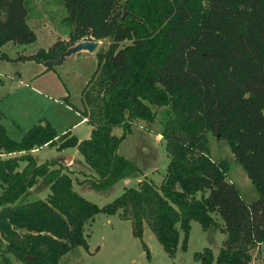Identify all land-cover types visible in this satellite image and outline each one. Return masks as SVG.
I'll list each match as a JSON object with an SVG mask.
<instances>
[{
	"label": "trees",
	"instance_id": "1",
	"mask_svg": "<svg viewBox=\"0 0 264 264\" xmlns=\"http://www.w3.org/2000/svg\"><path fill=\"white\" fill-rule=\"evenodd\" d=\"M55 1L63 5L67 37L19 56H0L49 69L80 38L110 41L97 47L94 72L82 88L79 112L91 126L87 137L57 133L45 118L14 139L0 122L2 252L22 264H60L68 251L86 247L85 226L96 214L117 213L130 220V232L143 247L146 223L169 256L180 232L185 247L191 221L202 229L213 225L224 238L216 256L207 247L195 251L198 264H247L250 248L264 241V0ZM32 5L0 0V47L36 38L27 22ZM124 40L129 43L119 45ZM61 100L67 102L66 96ZM149 104L169 106L159 131L168 160L160 182L141 177L101 207L73 188L65 164L53 158L36 162L30 152L46 143L57 149L73 145L93 170L90 185L106 188L137 170L117 148L132 120H154ZM114 126L121 133L114 134ZM209 131L228 140L257 199L246 203L225 175L226 162L211 158ZM37 176L48 182L45 198L15 204ZM3 262L12 264L8 256Z\"/></svg>",
	"mask_w": 264,
	"mask_h": 264
},
{
	"label": "rangeland",
	"instance_id": "2",
	"mask_svg": "<svg viewBox=\"0 0 264 264\" xmlns=\"http://www.w3.org/2000/svg\"><path fill=\"white\" fill-rule=\"evenodd\" d=\"M32 1L33 5L27 17V22L33 29L36 38L25 44H15L12 41H7V43L2 45V50L6 56H13L17 53L30 52L40 47H46L51 43L55 35L58 36L57 38H61L59 35L68 27L67 22L61 18L64 14L62 4H58L55 0ZM84 38L85 37L80 39ZM109 41L107 37L97 39V46H95L93 50H96L98 46L105 47ZM125 43H129V41H121L119 45ZM18 60L19 59L13 60L11 58H1L0 60L1 70L5 73H9L8 76L5 73H1L2 81L8 83V87L13 86L15 79L13 77V72L15 74L16 72L21 73V76H24L21 79L26 81V74L32 69V64L28 63L26 59ZM60 63L61 64H56L54 68L56 72H58L67 90V102L65 104L70 106V104L73 103L81 108V88L85 80L92 73L95 65V55L87 51L79 52V54L71 53L62 58ZM1 70L0 72H2ZM28 93L29 91L27 89H13L7 98L0 101V109L3 110L5 114L11 112L20 118L19 112L14 107V101L20 100L22 96ZM149 106H151V109L155 110L154 120L150 122L142 119L132 120L130 129L124 133L117 148L118 153H121L138 166L137 170L123 177H119L117 181L106 188L97 190L90 185L88 180L90 178L88 177L94 176L93 170L81 159L80 154L73 145H67L62 149H57L54 144L46 143L45 146L40 147L32 155L36 161L39 162L46 158H53L59 160V163L62 164L64 153L69 155V158L71 157L70 155H72L74 158L73 168L70 170L68 166L65 165V169L63 170L69 172L72 186L79 192L80 196L90 200L98 207H101L103 204L113 200L119 195L122 186L135 185L141 177L157 184L160 182V177L164 173L168 161L165 142L159 131L163 126L166 109L169 106L155 104H149ZM59 112H61V109L55 108L51 116L53 118L55 115L59 116L57 114ZM3 118L8 134L16 138L19 134V128L16 127L14 122L10 123L4 116ZM71 126L76 137L82 136L88 128L86 122ZM121 131V126H114L112 129V132L116 135L121 133ZM205 135L208 141L211 158L215 160H224L226 162L225 175L235 183L242 199L246 203L257 199L258 194L252 186L249 177L245 174L240 162L234 158L228 140L217 138L210 131L206 132ZM67 162H69L68 157L65 163ZM23 163L24 161H19V167H21ZM34 182L33 185L17 197L15 204H21L35 199L42 200L45 198L49 191L48 182H45L39 176L35 178ZM125 214L127 215L128 212H125ZM214 218L218 220V216H215V214ZM118 219L120 221H118ZM84 232L88 236L86 247H76L68 251L67 254L61 258L60 264H198V260L193 257L194 252L201 251L203 247H207L211 250L213 256H216L221 241L224 238V234L219 231L217 227L211 225L206 229H202L198 222L193 220L189 224L185 247L181 248L182 233L180 232L174 250L175 252L172 256H169L162 250L146 223L142 225V240L145 244V247H143L140 241L131 234L130 222L126 219L119 218L117 213L112 215H104L103 213L96 214L93 221L85 226ZM3 246L4 243L0 239V264H4V256H8L12 264H22V262L16 260L12 255L4 254L2 252ZM249 254L250 257L247 264H264V241L251 247Z\"/></svg>",
	"mask_w": 264,
	"mask_h": 264
},
{
	"label": "crops",
	"instance_id": "3",
	"mask_svg": "<svg viewBox=\"0 0 264 264\" xmlns=\"http://www.w3.org/2000/svg\"><path fill=\"white\" fill-rule=\"evenodd\" d=\"M59 36H61L62 38L67 37L65 31L62 32ZM57 37L58 36L55 35V37L52 41H54ZM96 42H97V40H96ZM96 46H97V44H96ZM82 51H87V52L95 55V65L93 68V70H94L95 66H96V53H95L96 50H86L85 48H80L77 51H73V52H70L68 54H64V56L62 58L70 55L71 53L72 54L73 53L79 54V52H82ZM0 52H4L2 50V46L0 47ZM16 52H17V50H16ZM30 52H32V51H30ZM25 53H29V52H25ZM25 53H17L15 55L9 56V57H15V56H19L20 54H25ZM1 58H4V57L0 56V60H1ZM20 60L21 59H19L18 61H20ZM26 61L28 63L32 64L31 65L32 69L29 72H27V74H26V76H27L26 81L24 79H21L24 77V76H21V73L16 72V74H15L13 72V75H14L13 77L15 79L13 82V86H11V87H8L7 86L8 83H5L4 81H2L3 79L1 77V75H2L1 73H5V72L2 71L0 68V70L2 71V72H0V101L7 98L8 95L11 93V91L15 88L16 89L21 88L22 90L27 89L29 91L28 94H26L24 96L21 95L22 97L20 100L14 101V107L19 112L20 118L11 112L5 114L3 112V110L0 109V122L3 124L4 128L6 129L7 135L10 136L8 134V131L6 128V124L3 122V119H4L3 116L5 117V119L8 122L9 121H10V123L14 122L16 127L19 128V132H18L19 134H18V136H16V138L10 136L14 139H19L23 133V130L27 129L28 126H30L31 124H33L35 122H38L41 119H45V118L50 121L52 126L56 129L57 133H63L64 131L67 130V131H69V133L74 134L72 131L71 125H75V124L81 123V122H86V116H84L82 113L79 112V110L82 109V106H81V108H79L78 106L71 103L70 105L73 107L72 108L68 104H65L66 102H64V100L63 101L61 100V98L63 96H66L67 90L64 86L63 81H61L58 72H56L54 67L56 64H61L60 62L62 60L58 63L53 64L52 67L49 69H44L43 64L40 62H36L34 60H31V59H26ZM93 70H92V73L94 72ZM12 71H14V70H12ZM5 74L7 76L9 75V73H5ZM91 74H90V76H91ZM90 76H88V78L85 80L82 88L87 84ZM82 88H81V92H80V99H81L82 94H83ZM0 108H1V106H0ZM55 108L61 109V112L57 113L59 116L55 115L53 118L51 116V114H52L53 110H55ZM57 124H60V125H57ZM87 126H88V128H87L86 132L82 135L84 137H87L89 135V132L91 129V126L89 125V123H87ZM82 136L77 137V139L84 138ZM45 145L46 144H42L39 147L32 148L30 150V152L33 154L40 147L45 146ZM14 153H18V152H10V154H14ZM0 155L4 156L5 154H0ZM70 156L71 157L69 158V155L64 153V156L62 158H63V164L67 165L68 168L71 170L73 168L72 165L74 164L73 163L74 158L72 157V155H70ZM67 157L69 159V162L65 163ZM35 161H36V159H35ZM57 161H59V160H57ZM36 162H39V161H36ZM119 218H121V217H119ZM126 220L130 222V220H128V219H126ZM118 221H120V220L118 219Z\"/></svg>",
	"mask_w": 264,
	"mask_h": 264
},
{
	"label": "water",
	"instance_id": "4",
	"mask_svg": "<svg viewBox=\"0 0 264 264\" xmlns=\"http://www.w3.org/2000/svg\"><path fill=\"white\" fill-rule=\"evenodd\" d=\"M97 42L93 39H80L78 42L68 46L62 53L61 56L64 54H68L73 51H77L80 48H85L86 50H93V48L96 46ZM28 258V257H26Z\"/></svg>",
	"mask_w": 264,
	"mask_h": 264
}]
</instances>
